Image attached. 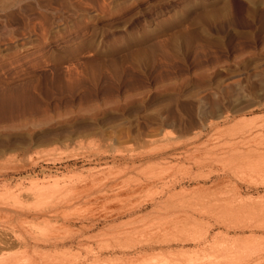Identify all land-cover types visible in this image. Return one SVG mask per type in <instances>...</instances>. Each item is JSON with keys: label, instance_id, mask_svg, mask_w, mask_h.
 I'll use <instances>...</instances> for the list:
<instances>
[{"label": "rangeland", "instance_id": "1", "mask_svg": "<svg viewBox=\"0 0 264 264\" xmlns=\"http://www.w3.org/2000/svg\"><path fill=\"white\" fill-rule=\"evenodd\" d=\"M1 240L264 264V0H0Z\"/></svg>", "mask_w": 264, "mask_h": 264}, {"label": "bare ground", "instance_id": "2", "mask_svg": "<svg viewBox=\"0 0 264 264\" xmlns=\"http://www.w3.org/2000/svg\"><path fill=\"white\" fill-rule=\"evenodd\" d=\"M8 236V235H7ZM6 236V237H7ZM26 237H27V235H26ZM26 237L23 235V240L24 241H27L26 240ZM29 237V236H28ZM9 238V237H8ZM28 239V238H27ZM18 240H21V239H18ZM29 241V240H28ZM9 242H10V240H9ZM45 242V241H44ZM30 243V242H29ZM6 244H8V241H2L1 240V242H0V252L3 250V247L4 246H6ZM45 244V243H44ZM47 245V244H46ZM48 245H51V244H48ZM9 246V245H8ZM27 246H28V244H27ZM54 246V245H53ZM151 246H152V244H151ZM7 247V246H6ZM151 248H156L154 245L151 247ZM5 249V248H4ZM150 249V248H149ZM139 251V250H138ZM0 255H1V253H0ZM153 259V258H152ZM129 261V260H128ZM131 261H133V263H131V264H136V263H134V262H136L134 259H131ZM152 260L150 259V261L148 260V261H143V262H141V263H138L137 262V264H157V263H155V262H151ZM154 261V260H153ZM112 262V261H111ZM127 262V261H126ZM158 262V261H157ZM113 264V263H112ZM118 264V263H117ZM120 264V263H119ZM159 264H161V263H159ZM178 264V263H177Z\"/></svg>", "mask_w": 264, "mask_h": 264}]
</instances>
